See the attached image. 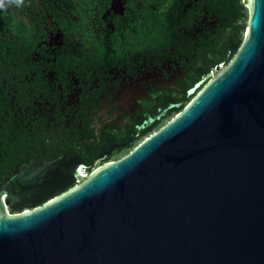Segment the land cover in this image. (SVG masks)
Segmentation results:
<instances>
[{"label":"water","instance_id":"obj_1","mask_svg":"<svg viewBox=\"0 0 264 264\" xmlns=\"http://www.w3.org/2000/svg\"><path fill=\"white\" fill-rule=\"evenodd\" d=\"M242 3V38L225 64L125 154L82 178L86 166L72 160L45 178L62 163L53 160L0 182V264H264V0ZM178 105L145 114L133 135ZM65 180L42 204L6 214L2 200Z\"/></svg>","mask_w":264,"mask_h":264},{"label":"flooded vegetation","instance_id":"obj_2","mask_svg":"<svg viewBox=\"0 0 264 264\" xmlns=\"http://www.w3.org/2000/svg\"><path fill=\"white\" fill-rule=\"evenodd\" d=\"M219 25L212 11L191 2L177 12V0L6 2L0 8V182L25 163L61 161L45 172L48 178L63 175L72 160L86 166V175L125 154L190 98L186 90L196 80L182 87L192 69L177 45L189 46L188 35L213 33ZM227 60L223 53L215 65ZM169 102L179 105L133 135L145 114L154 116ZM67 184L2 200L3 208L6 214L34 208Z\"/></svg>","mask_w":264,"mask_h":264},{"label":"trees","instance_id":"obj_3","mask_svg":"<svg viewBox=\"0 0 264 264\" xmlns=\"http://www.w3.org/2000/svg\"><path fill=\"white\" fill-rule=\"evenodd\" d=\"M188 2L195 5L198 10L203 6L212 11L221 25L213 33L208 30L202 34H196L194 38L188 35V39L192 41L189 46L177 45V54L181 61L188 62L192 69V76L182 84L183 88L218 63L223 58L226 45L240 43L246 19V8L242 0H177V12H181ZM196 19L198 21V18ZM183 94L182 96L185 97ZM156 126L157 124L153 125L150 130Z\"/></svg>","mask_w":264,"mask_h":264},{"label":"clouds","instance_id":"obj_4","mask_svg":"<svg viewBox=\"0 0 264 264\" xmlns=\"http://www.w3.org/2000/svg\"><path fill=\"white\" fill-rule=\"evenodd\" d=\"M6 2L9 4H15L17 7L23 4V0H0V8H3Z\"/></svg>","mask_w":264,"mask_h":264},{"label":"rangeland","instance_id":"obj_5","mask_svg":"<svg viewBox=\"0 0 264 264\" xmlns=\"http://www.w3.org/2000/svg\"><path fill=\"white\" fill-rule=\"evenodd\" d=\"M244 6H245V5H244ZM245 21H246V19H245ZM222 66H223V64H221L220 67H222ZM211 74H212L211 72H210L209 74H207V75H206V79H208V78L211 76Z\"/></svg>","mask_w":264,"mask_h":264},{"label":"built area","instance_id":"obj_6","mask_svg":"<svg viewBox=\"0 0 264 264\" xmlns=\"http://www.w3.org/2000/svg\"><path fill=\"white\" fill-rule=\"evenodd\" d=\"M79 175L81 176V178L83 177V176H85V173H83V171H81V172H79ZM77 181V180H76ZM21 211H24V210H21Z\"/></svg>","mask_w":264,"mask_h":264},{"label":"bare ground","instance_id":"obj_7","mask_svg":"<svg viewBox=\"0 0 264 264\" xmlns=\"http://www.w3.org/2000/svg\"><path fill=\"white\" fill-rule=\"evenodd\" d=\"M81 172V171H80Z\"/></svg>","mask_w":264,"mask_h":264}]
</instances>
